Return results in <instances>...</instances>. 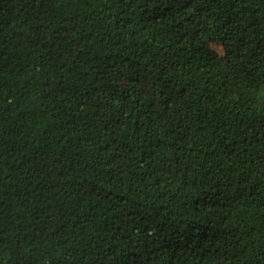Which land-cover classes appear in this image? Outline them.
Returning a JSON list of instances; mask_svg holds the SVG:
<instances>
[{"label":"trees","instance_id":"trees-1","mask_svg":"<svg viewBox=\"0 0 264 264\" xmlns=\"http://www.w3.org/2000/svg\"><path fill=\"white\" fill-rule=\"evenodd\" d=\"M0 264H264V0H0Z\"/></svg>","mask_w":264,"mask_h":264},{"label":"rangeland","instance_id":"rangeland-1","mask_svg":"<svg viewBox=\"0 0 264 264\" xmlns=\"http://www.w3.org/2000/svg\"><path fill=\"white\" fill-rule=\"evenodd\" d=\"M211 49H213L214 51H216L217 53H220V49L215 47V46H212Z\"/></svg>","mask_w":264,"mask_h":264}]
</instances>
